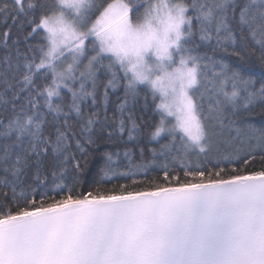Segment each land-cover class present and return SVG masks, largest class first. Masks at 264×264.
Segmentation results:
<instances>
[{"label": "snow or ice", "instance_id": "obj_1", "mask_svg": "<svg viewBox=\"0 0 264 264\" xmlns=\"http://www.w3.org/2000/svg\"><path fill=\"white\" fill-rule=\"evenodd\" d=\"M21 16L30 28L24 40L36 42L13 53L18 41L9 43L11 28ZM0 19L6 51L0 57V108L10 110L0 115V189L11 187L13 195L0 194L15 202L0 203V264H264V128L247 123L257 101L264 114V84L250 91L254 80L199 52L207 43L243 59L239 42L264 67V0H0ZM139 85L151 90L153 100L158 93L157 108L175 116L166 128L162 115L150 136L172 137L162 148L177 151L183 179L167 164L163 183L147 171L140 178L134 171L116 173L106 154L93 191L74 195L75 187L56 183L49 189L55 195L48 196L29 186L20 193L22 204L17 200L16 186L29 171L37 184L47 185L49 170L53 180H63L69 166L80 174L77 152L87 164L85 145L105 135L107 116L85 119L83 101L91 97L96 104L102 86L107 106L109 91L122 86L117 110L123 116L137 101ZM73 112L84 120L79 138L71 130ZM128 121L131 127L121 118L118 128L127 127L131 138L140 126L131 111ZM96 124L102 125L99 134ZM218 142L248 143V158L243 168L233 164L235 174L224 179L220 161L211 171L183 164L192 153L208 157ZM257 153L261 168L247 171ZM109 173L128 183L100 187Z\"/></svg>", "mask_w": 264, "mask_h": 264}, {"label": "trees", "instance_id": "obj_2", "mask_svg": "<svg viewBox=\"0 0 264 264\" xmlns=\"http://www.w3.org/2000/svg\"><path fill=\"white\" fill-rule=\"evenodd\" d=\"M105 0H97V3H103ZM110 2V0H108ZM143 8H141L142 10ZM11 25V21L8 22ZM5 30V25L3 20L0 19V32ZM30 31L24 17H20L15 26L11 28V39L9 43L12 41H18V44L12 46L13 53L15 52V48L19 47L23 50L26 47L27 43H35V40L25 41L24 36L27 32ZM237 51L241 52V55L244 57L243 59L232 55V50L229 49V52H223L220 50L213 51L212 48L207 44H201L199 48V52L201 54L206 53L209 57H212L214 60L223 61L228 64L229 67L233 70L240 72L241 76L245 79L251 78L255 81L254 85L250 87V91H255L259 89L261 84H264V67H261L259 63L256 62V57L251 54H245L249 50L245 49L241 43L237 44ZM6 54V51L0 46V57H3ZM94 53L89 52L88 55H93ZM108 61L105 60L106 64ZM0 70L2 66H0ZM107 76L101 75V80L106 82ZM79 85L77 84L76 87ZM91 90V85H88ZM140 95L137 98V101L134 105H130L126 108L123 116L117 110V105L120 103V99L123 98L124 89L123 87H119L116 90H110L108 96L107 106L104 105L103 102V87H99L97 90V103H92V98L89 97L86 101L81 103V107L85 112V119L87 118V114L96 113L95 119L103 121L105 116H107V123L103 125L105 135L101 137L97 144L94 146H87L90 155L88 156L87 164L83 158L80 157V154L77 152V158L81 160V172L77 175L76 171L69 166L65 177L63 180H53L51 175V170L45 173L48 176L49 183L47 185L37 184L34 180V174L32 171H29L27 176L22 177L24 181L21 184L16 186V198L22 204V199L20 197V193L22 191H30L31 188H37L39 192L44 193L47 192L48 196L55 195L54 192L49 191L55 187L56 183H64L67 184L68 187H75L76 191L73 193L76 195L78 192H88L93 191L97 186L98 182L101 181L102 172L101 169L105 166L106 154L112 155V164L111 168L113 172L119 173L124 171H134L137 172V178L143 176L144 172L147 171L149 179H156L158 183H163V166L165 164L168 165L169 169L176 168L180 174L181 179H183V172L180 171L182 167V162L180 156L177 155V151L173 150L170 153L164 148L163 145H170L172 143V137L170 135H163L157 140H152L150 136V131L155 129L160 118L159 111L157 109L158 97L153 100L151 90L146 88L144 85L138 86ZM228 90H231V85H228ZM3 89L0 88V92ZM203 91V89H201ZM65 95V104L70 103V93H67V90H62ZM199 93H197V96ZM145 96H147V100H145ZM120 98V99H118ZM207 97L204 99V105L207 107ZM242 103L241 101H238ZM105 107L107 111H105ZM67 111V108H65ZM131 111L133 113V119L140 126V132H133L132 137H129L127 127H131V122L128 121V112ZM255 115L249 116L247 123L251 124L255 128H264V114H261V109L259 102H256ZM0 115H10V110H4L0 108ZM72 120L70 123L73 125L72 131L77 134L79 138V134L81 132V125L84 123V120H81L76 117V114L72 113ZM123 118L126 121V129L124 132H120L118 125L120 119ZM51 119V117H49ZM61 120L63 117L60 118ZM101 124H96L93 126L96 134H99ZM112 131L113 136L111 138L107 137V132ZM177 135V140L175 141L176 148L178 149L180 146L179 136ZM70 151L76 152L75 144L72 145ZM249 151V145L245 142L243 145L239 142L237 143H224L218 142L214 144L212 152L208 157L205 154L201 153L197 155L196 153H192L190 155L183 157V164H190L193 168L196 164H201L208 171H211L214 167H216V161H220V167L225 168L227 171L223 174V178L227 179L229 175L235 174L232 173L231 169L233 164L235 167L240 169L243 168V159H247V152ZM127 153V155H126ZM173 157H176L173 160ZM209 157L211 158V162H209ZM224 157L228 159L225 160ZM232 161V163H229ZM51 160L49 158V165ZM261 168V162L259 158V153L256 154L255 163H251L247 168V171L259 170ZM175 174V173H173ZM239 174H246V172H240ZM4 174L0 172V177ZM76 177L79 180V184L73 185L72 178ZM43 176H41V180H43ZM12 177L9 174V180ZM110 181V182H108ZM198 182V181H194ZM128 183L125 179H112V173H109V177L105 178V182L99 183V186L102 188L111 189L113 185L125 184ZM30 186V187H29ZM143 187V186H142ZM7 191L8 196L12 197L13 192L11 187L7 189H0V192ZM117 194L118 190H117ZM59 199V196L56 197ZM39 200V196L37 197ZM0 203L6 205L15 206V202L12 200H5L3 195L0 194ZM45 206H47L45 204Z\"/></svg>", "mask_w": 264, "mask_h": 264}, {"label": "rangeland", "instance_id": "obj_3", "mask_svg": "<svg viewBox=\"0 0 264 264\" xmlns=\"http://www.w3.org/2000/svg\"><path fill=\"white\" fill-rule=\"evenodd\" d=\"M141 11H143V9L141 10ZM94 55V54H93ZM85 64L87 63V60H84L83 61ZM157 97H158V102H157V105L160 103V96H159V94L157 93ZM158 109V108H157ZM158 111H159V114H160V118H159V122H160V120H161V118H162V115H165V114H163L162 113V110L161 109H158ZM159 122H158V124H159ZM175 122H176V120H175V116H166L165 115V127L166 128H171L172 127V125H174L175 124ZM157 124V125H158ZM155 130V129H154ZM153 130V131H154ZM178 134H180L181 135V133H179V132H177ZM167 135V132H164V133H161V135L159 136V137H157V138H155V139H153L152 137H151V139L152 140H157L158 138H160L161 136H163V135Z\"/></svg>", "mask_w": 264, "mask_h": 264}]
</instances>
